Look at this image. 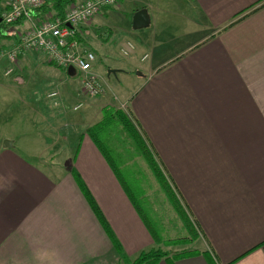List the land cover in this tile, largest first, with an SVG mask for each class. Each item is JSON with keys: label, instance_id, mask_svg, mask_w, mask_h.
I'll return each instance as SVG.
<instances>
[{"label": "crops", "instance_id": "obj_1", "mask_svg": "<svg viewBox=\"0 0 264 264\" xmlns=\"http://www.w3.org/2000/svg\"><path fill=\"white\" fill-rule=\"evenodd\" d=\"M181 1L172 24L179 29L165 32L157 0H130L95 18L109 40L90 43L112 50L117 29L150 30L140 39L148 48L141 63L150 64L125 106L198 230L202 255L175 264H264V0ZM142 10L150 24L135 30ZM2 132L0 264H120L106 226L129 260L155 247L87 135L73 157L56 154L63 165L48 173Z\"/></svg>", "mask_w": 264, "mask_h": 264}, {"label": "rangeland", "instance_id": "obj_2", "mask_svg": "<svg viewBox=\"0 0 264 264\" xmlns=\"http://www.w3.org/2000/svg\"><path fill=\"white\" fill-rule=\"evenodd\" d=\"M129 2L130 0H119L118 5L120 4L121 7L124 5L125 9V6H130ZM181 2V0H157L159 4L157 9L162 13L164 30H168L165 32L179 29L172 24L177 23L174 17L175 8L180 6L184 8ZM5 8L6 5L2 8V13ZM118 14L125 17L121 10ZM47 16L46 20L52 19L51 16L53 20L60 19L56 18L55 13ZM96 17L88 24L80 26L78 30L79 36L80 30L85 27L89 26L88 30L91 32L89 35L83 32L84 37L82 39L80 36V44L96 55L94 72L103 87V94L95 98L89 97L83 90V76L76 69H72L69 74V70L57 66L43 52H27L19 55L14 61L9 59L10 53L18 44L17 33L30 28V23L21 22L19 28L11 26L13 28L6 29L9 33L5 38L0 36V136H3V130L6 135H11L16 142L17 151L48 173L53 171L50 169L52 165H63L62 159L57 163L53 162L56 154H62L66 159L69 156L73 157L80 143V136L86 135L94 125L109 117L110 113H106V110L127 111L128 105H125L135 91L132 87L142 81L141 77L147 73L146 67L150 64L149 61L141 63L148 48L143 47L140 42L145 36L149 37L150 30L133 32V36H128L117 29L113 37L116 38V43L112 45V50L97 49L90 42L96 40V37L97 40L102 37L101 41L104 43L109 37L108 34L98 35L101 29L94 27ZM231 25L233 23L218 30H225ZM188 27L189 30L194 28L189 25L186 31ZM128 43L134 46V53L124 57L121 50ZM137 45L140 46L139 50ZM170 52L176 53L175 45L170 47ZM8 71L12 73L8 74ZM110 71L116 73L109 75ZM53 92L59 93L57 106L53 99L49 98ZM80 105H83L82 108L75 111L74 108ZM16 114H20L23 119V126L9 123ZM97 138L115 164L123 167V175L139 205L144 208L154 230L166 241L187 238V231L181 221L161 193L145 162L141 160L132 142L116 121L109 118L104 133H98ZM196 242L182 247L164 246L163 249L173 254L181 251L194 252L199 248L202 250L200 242Z\"/></svg>", "mask_w": 264, "mask_h": 264}, {"label": "built area", "instance_id": "obj_3", "mask_svg": "<svg viewBox=\"0 0 264 264\" xmlns=\"http://www.w3.org/2000/svg\"><path fill=\"white\" fill-rule=\"evenodd\" d=\"M5 11L0 14V28L14 25L18 21L30 23L31 26L22 33H17L18 44L10 53V60L24 53L40 51L63 70L76 69L83 76V90L89 97H99L103 87L94 69L96 55L85 49L79 40L80 26L88 24L103 10L114 8L119 0H85L74 3L68 9L65 19H50L39 21L35 12L41 9L49 0H5ZM134 1V0H131ZM19 28V27H17ZM134 46L128 43L122 48L124 57L134 53ZM147 56L144 58V60ZM8 71V74H11ZM50 99L58 105L59 93L53 92ZM83 105L76 106L75 111Z\"/></svg>", "mask_w": 264, "mask_h": 264}, {"label": "trees", "instance_id": "obj_4", "mask_svg": "<svg viewBox=\"0 0 264 264\" xmlns=\"http://www.w3.org/2000/svg\"><path fill=\"white\" fill-rule=\"evenodd\" d=\"M4 1L5 0H0V14L2 13L1 6L2 4H4ZM76 2H78V0H49L48 3L43 8L39 9L35 13L39 14L38 16L36 15L39 21H44L46 19V16L47 15L51 16L52 13L56 14V18H60L64 20L68 9L70 8L71 5H73ZM51 17L53 19V16ZM21 22L22 21H18L12 26H15V28H17L19 27ZM4 27L5 26H2V28H0L1 38H5L7 36V34L9 33L8 32L9 27L13 28L11 26H8L5 28V30H3ZM106 113H110L109 117H105V119L102 122H99L96 125H94L86 135L92 141L94 146L98 149L100 154L104 157V159L108 163L109 167L111 168L112 172L114 173L118 182L120 183L122 189L124 190L128 199L130 200L132 206L134 207L140 219L142 220L143 224L145 225L150 235L152 236V239L155 244V247L153 249L146 252H142L135 260H129L127 256L122 252L121 248L118 246L117 242L115 241V238L111 236V233L109 232L108 227L106 226V230L110 234V237L114 243V247L121 258L120 264H161L163 261L167 262L168 264H175L176 261L178 262V261L201 256L202 253L198 251H194V252L181 251V252H176L175 254L170 253L169 251H164L163 249L164 246L182 247V246L194 244L199 239L198 238L199 234L197 232L198 230L194 222L191 220L186 208L183 206L177 194V191L173 187L167 175L164 173V170L161 164L159 163V161L157 160L155 153L153 152L147 141L140 133L139 129L133 122V119L128 114V112L124 110H111V111L106 110ZM109 118L116 121V123L123 129L127 137L132 142L133 147L140 155L139 157H141V160L145 162L147 168L149 169L151 175L154 178V181L158 185L161 193L165 196L167 202L169 203V205L177 215L178 219L181 221L184 229L187 231L186 232L188 234L187 238L178 241H166L163 238V236L160 235V233L154 230V227L150 222L144 208L139 205V201H137V199L135 198V194L132 188L130 187L128 181L123 175V167H118L115 164L111 156L107 153L106 149L103 147L102 143L97 138L98 133L101 132L104 133V128ZM79 186L85 194V190H84L85 188L83 183L79 182ZM87 196L89 198L90 195L88 194ZM88 201L92 209L96 213L97 208L95 202L91 197L90 200L88 199Z\"/></svg>", "mask_w": 264, "mask_h": 264}, {"label": "water", "instance_id": "obj_5", "mask_svg": "<svg viewBox=\"0 0 264 264\" xmlns=\"http://www.w3.org/2000/svg\"><path fill=\"white\" fill-rule=\"evenodd\" d=\"M150 24V18L146 10L139 11L135 14L133 19V27L135 30L146 28ZM72 69H69V74ZM116 71H110L109 74H115Z\"/></svg>", "mask_w": 264, "mask_h": 264}]
</instances>
